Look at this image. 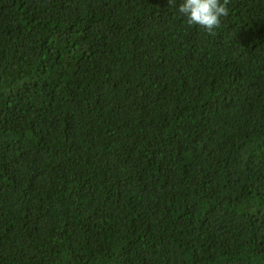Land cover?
I'll list each match as a JSON object with an SVG mask.
<instances>
[{
    "label": "trees",
    "instance_id": "trees-1",
    "mask_svg": "<svg viewBox=\"0 0 264 264\" xmlns=\"http://www.w3.org/2000/svg\"><path fill=\"white\" fill-rule=\"evenodd\" d=\"M182 2L0 0V264H264V0Z\"/></svg>",
    "mask_w": 264,
    "mask_h": 264
},
{
    "label": "clouds",
    "instance_id": "clouds-1",
    "mask_svg": "<svg viewBox=\"0 0 264 264\" xmlns=\"http://www.w3.org/2000/svg\"><path fill=\"white\" fill-rule=\"evenodd\" d=\"M168 2L173 7L174 0ZM229 2L230 0H183L178 12L188 26L196 25L208 34H214V30L221 26L222 18L229 15Z\"/></svg>",
    "mask_w": 264,
    "mask_h": 264
}]
</instances>
